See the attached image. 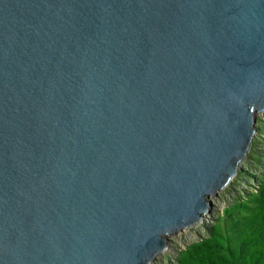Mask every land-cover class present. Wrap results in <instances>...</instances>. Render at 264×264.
Listing matches in <instances>:
<instances>
[{"label": "water", "instance_id": "1", "mask_svg": "<svg viewBox=\"0 0 264 264\" xmlns=\"http://www.w3.org/2000/svg\"><path fill=\"white\" fill-rule=\"evenodd\" d=\"M263 111L264 0H0V264H151Z\"/></svg>", "mask_w": 264, "mask_h": 264}, {"label": "trees", "instance_id": "2", "mask_svg": "<svg viewBox=\"0 0 264 264\" xmlns=\"http://www.w3.org/2000/svg\"><path fill=\"white\" fill-rule=\"evenodd\" d=\"M248 158L261 165L256 185L235 196L207 236L180 250L172 264H264V156L252 149Z\"/></svg>", "mask_w": 264, "mask_h": 264}, {"label": "rangeland", "instance_id": "3", "mask_svg": "<svg viewBox=\"0 0 264 264\" xmlns=\"http://www.w3.org/2000/svg\"><path fill=\"white\" fill-rule=\"evenodd\" d=\"M257 129L258 132L251 150L254 149L262 157L264 156V111L257 113ZM260 167L259 163L249 160L248 157L242 161L237 174L232 178L228 186L219 193L218 197H211L213 209L205 215L199 224L189 227L176 235H170L171 242L168 249L159 254L151 264H172L180 250L206 237L207 226L215 221L216 216L222 212L223 208L230 204L241 191L253 189L256 185L254 174L258 175L260 173Z\"/></svg>", "mask_w": 264, "mask_h": 264}]
</instances>
